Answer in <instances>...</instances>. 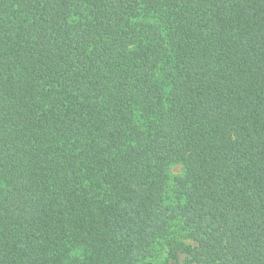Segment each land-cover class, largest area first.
<instances>
[{"label":"trees","instance_id":"obj_1","mask_svg":"<svg viewBox=\"0 0 264 264\" xmlns=\"http://www.w3.org/2000/svg\"><path fill=\"white\" fill-rule=\"evenodd\" d=\"M181 256L264 264V0H0V264Z\"/></svg>","mask_w":264,"mask_h":264},{"label":"rangeland","instance_id":"obj_2","mask_svg":"<svg viewBox=\"0 0 264 264\" xmlns=\"http://www.w3.org/2000/svg\"><path fill=\"white\" fill-rule=\"evenodd\" d=\"M181 172H182L181 166H179V165H173V166H171L169 168L168 175H169L170 178H173L174 176L180 175ZM182 258L183 257L181 256V262L179 264H183L182 263Z\"/></svg>","mask_w":264,"mask_h":264}]
</instances>
